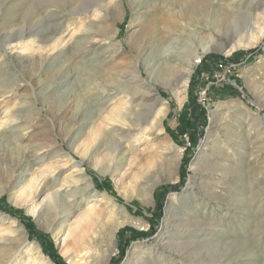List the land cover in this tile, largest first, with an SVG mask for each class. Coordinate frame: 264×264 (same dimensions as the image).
Masks as SVG:
<instances>
[{"label":"rangeland","instance_id":"rangeland-1","mask_svg":"<svg viewBox=\"0 0 264 264\" xmlns=\"http://www.w3.org/2000/svg\"><path fill=\"white\" fill-rule=\"evenodd\" d=\"M202 1L211 4L204 17ZM182 2L0 0V35L46 16L43 32L0 45V199L46 234L65 264H86L72 241L98 222L114 226L106 264H264V0H197L191 10ZM228 11L244 16L226 34L248 46L204 56L239 50L244 59L198 72L203 56L182 84L175 50L193 54ZM197 74L193 96L207 121L191 139L179 125ZM151 85L163 113L138 130L132 112ZM186 154L183 184L166 194L155 232L119 259V229H149L155 190L180 182ZM194 221L202 225L189 227ZM180 235L205 242L179 253L166 242ZM135 243L149 248L144 259L128 257ZM0 264H54L2 209Z\"/></svg>","mask_w":264,"mask_h":264},{"label":"bare ground","instance_id":"bare-ground-1","mask_svg":"<svg viewBox=\"0 0 264 264\" xmlns=\"http://www.w3.org/2000/svg\"><path fill=\"white\" fill-rule=\"evenodd\" d=\"M181 1L187 2L186 3L187 5H184L185 6V9L191 10L193 3L195 1H197V0H181ZM184 2H182V4ZM210 5L211 4L209 2H203L202 1V6H201V9H200V13H202V16L203 17L208 14V9H209V6ZM200 16H201V14H200ZM243 16L244 15L239 14L237 12H233V11L226 12L225 15H224L225 25L223 27H221V30L218 31V33L215 36H213V38L206 39L204 41L198 42L197 46L192 50L193 51L192 52L193 54L190 55V53H187V52L183 53V50H181V49L180 50H175V51H178L177 52V55H179L178 56L179 58L177 60H179L180 66L182 67L180 69V72L177 74L176 77L179 79V81L182 82V84H184V85L187 84V81L189 79V76L191 75L190 73L192 71L193 66L196 65L197 62L208 51H211V50H214V51L215 50H222L224 48V45H226V44L229 45V47L227 49L228 52L229 51H233V50H235V49H237L239 47H242V46H246L247 45V42L245 43L243 41L242 36H240L239 38L235 39L234 37H229L226 34L227 28H229L232 24L237 23L239 21V18H241V17L243 18ZM45 17L46 16L42 17L36 24H34L35 26L33 28L30 27L31 24L29 25V22H27V21L24 20L23 21V24L19 28H13V30H11L10 32L0 35V40H1L0 41L1 42L0 45L2 47H4L5 45L10 44V43H21L23 41V39L25 38V36L35 37L36 34L41 33V32H43L46 29V27H45V21H44L45 20ZM90 33H92V31ZM86 34H88V33H86ZM101 36H102L101 34H96V35H92L91 37L92 38H95V40L97 41V38H99ZM95 40H93V41H95ZM172 54H173V52H172ZM189 55H190V58H189ZM150 64L151 63H148L147 65H150ZM130 79L133 80L134 77L131 76ZM141 83H145V81H143ZM141 83H140V85H141ZM146 83H148V82H146ZM140 95L142 96L141 97L142 101L143 102L146 101L147 103L146 102L145 103H142L139 106V109H135L132 112V115L134 117L133 124L136 126V129H138V130L141 127V126H138L139 124H147L149 126H155L157 124V122L159 123L160 116L163 113V109L161 107H159V98L157 97V94H156L154 88L152 87V85L146 91L142 92ZM214 144H215V142H214ZM111 146L112 147H109V149L114 152L115 149H117L118 144H117L116 141L113 140L111 142ZM240 155H241V153H240ZM221 156H222V154H221ZM224 168H225V166H224ZM191 183H192V178H190L189 183H187V185H188L187 186V189L189 188V185ZM89 185L90 184H86L87 187ZM53 203H54L53 204V207H56L55 205L57 204V200L55 202H53ZM92 209L93 208H90L89 210H87V216L92 211ZM167 210H169V205L167 206ZM92 212H94V211H92ZM69 215H70L69 212L66 215L64 214V216H67V218H68ZM98 215H99L98 216L99 219H101L102 214L100 213ZM58 217H60V215ZM79 219H82V217L79 218ZM125 220H126V218H125ZM200 224L202 225L201 222L194 221L193 223H189V227L190 226H191V228L192 227H197ZM81 225H83V224H81ZM163 225H166V220H165V224L163 223ZM76 226H77V224H76ZM83 227H85V226H83ZM81 228H80V230H81ZM88 229H89L88 227H85L84 231L82 230L83 231V234L82 235L80 234L81 236L79 235L80 236L79 238H77V236L75 235L76 233H73V235L76 236L75 238H77V239L74 238V240L72 241V245L74 246L72 248L75 249L78 253H80L82 255V257L86 261L85 262L86 264H106L108 262V260L110 259L111 254H112V252H113V250L115 248V245H116L115 242H113V240H112L114 226L112 224H108L107 225L106 223H103L102 224L101 222H98V225H96V228L94 229V233H91L90 234L89 233L90 230L88 231ZM68 230L70 231V229H68ZM80 230L78 232L81 233ZM91 230L93 231V229H91ZM194 230H196V229H194ZM191 232L192 231H189L188 232V235H190ZM204 240H201V239H199L197 237H195L193 239H189V238L188 239H185L184 236L180 235V236L177 237V239L175 241L170 240V238L167 239L166 244L168 245V247H170V249L173 248V249L177 250L179 253L182 252L183 254L191 255L190 253L193 250H195L196 247H198L199 244H204V242H205ZM147 249H148L147 252H149L150 251L149 248L146 247L145 250H147ZM145 250H144V247H142L141 245L135 243L130 248L128 257H130V255L131 256L133 255L135 259H138V260L141 259V258L144 259V255L146 253ZM193 252H195V251H193ZM146 259H147V261H150V262L152 261V260H150V258H146ZM72 264H74V263H72ZM136 264H138V261H137Z\"/></svg>","mask_w":264,"mask_h":264},{"label":"trees","instance_id":"trees-1","mask_svg":"<svg viewBox=\"0 0 264 264\" xmlns=\"http://www.w3.org/2000/svg\"><path fill=\"white\" fill-rule=\"evenodd\" d=\"M245 54V52L238 50L234 51L229 57L225 58H222L220 55L217 54L205 55L202 58L201 64L198 67L197 71L199 72V70L203 67L206 69H210L214 63H217V61H222L224 64L232 62H241L244 59ZM197 77L198 74L189 81L188 102L186 104V107L182 111L180 117L181 122L179 125L180 134L183 135L185 133L191 139L197 138L198 136L202 135V129L204 128L207 121L205 117V109L196 102V99L193 96V90L195 85L197 84ZM189 160L190 156L188 154L183 156L180 168L181 180L178 184H167L156 188L154 194L156 199V211L154 212L153 217L149 218V229L137 230L132 227H123L119 229V259L123 258L126 248L128 247L131 241L151 236L155 232L157 227L156 223L162 216L161 210L165 196L169 191H176L182 186L186 173V166ZM101 186L110 188V184L108 181H104V183H101ZM3 201L4 199H0V209H2L4 212L8 213L12 217L17 218L21 223L24 224L28 236L30 238L34 237L37 240V242L40 244L42 252L46 256H48L54 264H65L63 259L56 252L52 240L46 234L37 231L34 228L33 224L28 220V217L23 216L19 209L9 207Z\"/></svg>","mask_w":264,"mask_h":264}]
</instances>
